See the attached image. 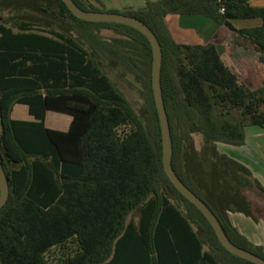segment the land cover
<instances>
[{"label": "trees", "instance_id": "1", "mask_svg": "<svg viewBox=\"0 0 264 264\" xmlns=\"http://www.w3.org/2000/svg\"><path fill=\"white\" fill-rule=\"evenodd\" d=\"M74 2L87 12L135 17L155 33L173 168L231 242L264 259V247L230 219L264 220V208L248 195L263 196L264 186L218 150L219 143L245 146L249 128L264 129V8L250 0H145L120 12L102 0ZM172 16H202L232 30L235 20H261L238 30L261 55L255 89L241 83L215 44L177 41ZM0 17V160L10 182L0 264H255L222 245L166 174L154 53L143 33L82 20L62 0H0ZM122 86L140 94V107ZM18 105L33 120L14 119ZM49 112L70 116L68 130L47 128Z\"/></svg>", "mask_w": 264, "mask_h": 264}, {"label": "water", "instance_id": "2", "mask_svg": "<svg viewBox=\"0 0 264 264\" xmlns=\"http://www.w3.org/2000/svg\"><path fill=\"white\" fill-rule=\"evenodd\" d=\"M70 11L78 18L89 21V22H101V23H117L133 27L143 33L151 42L154 53L153 62V88L154 96L158 108V113L161 121L162 133H163V149H164V167L166 174L171 180L175 188L192 204H194L207 218L212 227L214 228L220 242L222 245L233 255L253 262L255 264H264V259L261 257L248 252L244 249L237 247L231 242L227 236L221 222L215 213L209 208V206L202 201L193 191H191L179 178L177 173L173 168V139L171 134V126L165 106V101L163 97L162 89V66H163V51L161 44L151 30V28L146 25L143 21L123 14L118 13H102V12H87L81 9L74 0H62ZM2 18L0 17V23ZM10 199V182L0 160V211L8 203Z\"/></svg>", "mask_w": 264, "mask_h": 264}, {"label": "rangeland", "instance_id": "3", "mask_svg": "<svg viewBox=\"0 0 264 264\" xmlns=\"http://www.w3.org/2000/svg\"><path fill=\"white\" fill-rule=\"evenodd\" d=\"M92 2H95V0H90ZM105 5L106 9L108 11L117 10L120 12H123L126 9H139L141 7L145 6V0H102ZM185 18H193V17H185ZM187 21H184V23L179 24L177 28L179 29V32L183 35L190 36L192 39H196L195 35H199L203 38L207 37H213L214 35V28L210 24H214L217 28L219 25L212 22L210 19H207L203 17V21H193L195 19H186ZM106 35H110V33L106 32ZM217 38L218 44H220L219 49L222 57L224 60L233 67L235 72L237 73L241 83L243 84H249L250 86L253 83H257L259 80V68L260 65L258 64V68L256 67V62H258L259 58L257 55H255V52L253 49L248 48L247 45H243L244 49L251 50L252 57L251 59H244L241 58L239 54V48L236 47L238 42H241V37L229 29H225L224 33L219 32ZM202 38V41H204ZM186 40V39H185ZM198 41V40H197ZM199 43V42H197ZM242 48V50H244ZM253 50V51H252ZM250 64V65H249ZM122 89L124 90L126 96L132 101V103L136 107H140L142 105V99L140 97V94L132 90L131 88L127 86H122ZM13 118L16 120H27L30 119L28 108L23 105H18L15 107L13 112ZM71 119L68 115H63L55 112H49L47 117V126L50 129L58 130V131H67L69 128V120ZM196 145L197 148L200 149L201 146L204 143V140L201 136H196ZM249 198L257 202L261 205V207L264 208V195L258 196L255 192H248ZM134 220L138 221V216L134 218ZM263 220V219H262Z\"/></svg>", "mask_w": 264, "mask_h": 264}, {"label": "crops", "instance_id": "4", "mask_svg": "<svg viewBox=\"0 0 264 264\" xmlns=\"http://www.w3.org/2000/svg\"><path fill=\"white\" fill-rule=\"evenodd\" d=\"M250 3L254 7L264 8V0H250ZM185 17L187 16H184V17L172 16L170 19L169 27H170V30L174 38L177 41H180V42L193 41L194 43L199 42L197 44L212 43V44H215L219 48L220 44H218L217 42V38L219 36L218 34L220 31L224 33L225 29H229V28L222 27V26H219L217 28L212 23L210 25H212V27L214 28V32H215L213 37L203 38L199 35L194 34L193 36H195L196 39H192L190 36H187L186 34L183 35L182 33H180L177 27L180 26L179 24H182L184 23V21H187L186 19H195L193 21H200V20L203 21V17L202 16H195L193 18H185ZM232 24L236 31L232 29H229V30L238 34V30L260 27L262 25V21L259 19L235 20L232 22ZM202 38L204 41H202ZM236 45H237L236 47L239 48L238 50H239V54L241 58H244L246 60L251 59L252 57L251 50L248 51L249 49L248 50L244 49L243 47L244 42L242 38H241V42H238ZM242 48L244 50H242ZM254 52H255V55H257V57L260 59L261 55L256 51ZM224 62L237 75L233 67L229 65L225 60ZM257 63H259V60L258 62H256V67L258 68ZM259 72H260V68H259ZM259 76H260L259 80L262 79V76L260 73H259ZM255 84L256 82L250 86L247 83L246 86H248L251 89H255ZM47 117H48V114H47ZM27 120L31 121L33 119L30 117V119H27ZM71 122H72V118L69 120V126ZM46 126H47V118H46ZM218 150L221 153L226 154L229 157L247 166L253 172L254 177L258 179L261 182V184L264 186V129L249 128L247 130V143L245 146L235 147V146H230V145L219 143ZM230 219H231L232 224L240 231L241 234L246 236L255 245L264 247V220L255 222L252 218L247 217L246 215L241 214V213H231Z\"/></svg>", "mask_w": 264, "mask_h": 264}]
</instances>
